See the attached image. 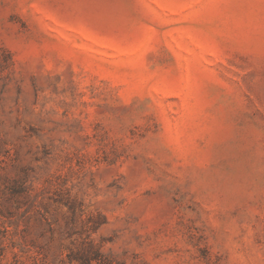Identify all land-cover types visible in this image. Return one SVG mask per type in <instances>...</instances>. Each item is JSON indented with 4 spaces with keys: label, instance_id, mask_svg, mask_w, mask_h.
Here are the masks:
<instances>
[{
    "label": "rangeland",
    "instance_id": "1",
    "mask_svg": "<svg viewBox=\"0 0 264 264\" xmlns=\"http://www.w3.org/2000/svg\"><path fill=\"white\" fill-rule=\"evenodd\" d=\"M0 264H264V0H0Z\"/></svg>",
    "mask_w": 264,
    "mask_h": 264
}]
</instances>
